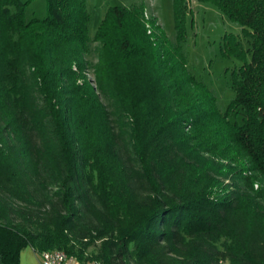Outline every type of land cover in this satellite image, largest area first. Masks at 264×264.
<instances>
[{
  "label": "trees",
  "instance_id": "obj_1",
  "mask_svg": "<svg viewBox=\"0 0 264 264\" xmlns=\"http://www.w3.org/2000/svg\"><path fill=\"white\" fill-rule=\"evenodd\" d=\"M31 1L0 0V264L26 246L82 263L264 264V0H207L242 26L221 39L242 60L224 110L187 67L185 0L157 41L135 4L108 7L90 37L87 0L26 19ZM93 42L114 66L90 85Z\"/></svg>",
  "mask_w": 264,
  "mask_h": 264
},
{
  "label": "rangeland",
  "instance_id": "obj_2",
  "mask_svg": "<svg viewBox=\"0 0 264 264\" xmlns=\"http://www.w3.org/2000/svg\"><path fill=\"white\" fill-rule=\"evenodd\" d=\"M185 1L187 13L185 16L184 51L187 67L214 93L216 106L220 110H224L234 94L230 82V73L233 68L238 67L242 63V60L232 55L224 54L221 39L225 33L241 36L242 26L228 19L212 1ZM132 4L142 8L146 33L152 37L153 41H157L156 36L159 34L158 30H155V26H159L169 39H173L175 33L173 0H87L86 7L90 15L88 35L93 37L108 7H129ZM25 15L26 19L44 17L46 15L45 0H32L26 7ZM244 40L243 44L246 47L247 43ZM100 47V43L93 42L92 49L86 56L90 63V68L88 72L83 74L84 79L90 85H92L94 80L95 65H98L99 71L104 70L105 72H108L111 66H114L109 57L104 56L103 58L102 56L100 60L98 59L97 50ZM140 71L138 68L134 73L132 71V75L141 77ZM179 74H181V71ZM186 86L188 88L192 87H189L188 84ZM242 163L244 165L243 161ZM257 187L258 182H255L254 188Z\"/></svg>",
  "mask_w": 264,
  "mask_h": 264
},
{
  "label": "built area",
  "instance_id": "obj_3",
  "mask_svg": "<svg viewBox=\"0 0 264 264\" xmlns=\"http://www.w3.org/2000/svg\"><path fill=\"white\" fill-rule=\"evenodd\" d=\"M40 264H78L70 262L66 259V254L51 253L50 251H42L38 253Z\"/></svg>",
  "mask_w": 264,
  "mask_h": 264
},
{
  "label": "crops",
  "instance_id": "obj_4",
  "mask_svg": "<svg viewBox=\"0 0 264 264\" xmlns=\"http://www.w3.org/2000/svg\"><path fill=\"white\" fill-rule=\"evenodd\" d=\"M19 264H40L38 253L30 246L20 251Z\"/></svg>",
  "mask_w": 264,
  "mask_h": 264
},
{
  "label": "bare ground",
  "instance_id": "obj_5",
  "mask_svg": "<svg viewBox=\"0 0 264 264\" xmlns=\"http://www.w3.org/2000/svg\"><path fill=\"white\" fill-rule=\"evenodd\" d=\"M46 251H50L51 253H64L66 254V259H68L70 262H73V263H78V264H100L96 261H92V262H88V263H82L80 262L79 260H77L74 256H71V255H68L65 251H61V250H46ZM86 262V261H84Z\"/></svg>",
  "mask_w": 264,
  "mask_h": 264
}]
</instances>
